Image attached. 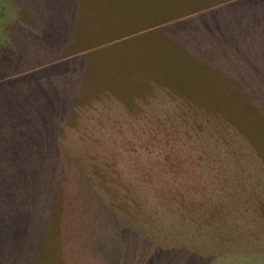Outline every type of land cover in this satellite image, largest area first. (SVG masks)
<instances>
[{"label":"rangeland","instance_id":"1","mask_svg":"<svg viewBox=\"0 0 264 264\" xmlns=\"http://www.w3.org/2000/svg\"><path fill=\"white\" fill-rule=\"evenodd\" d=\"M256 1L0 0V85L12 82L0 87V228L19 219L42 225L63 219L72 227L94 222L107 231L111 222L124 218L159 240L193 242L199 232L184 230L193 225L220 237L221 232L238 233L263 251L254 257L214 252L221 262L227 258L221 264H240V259L261 264V192L254 205L221 206L219 192L203 188L193 189L190 198L175 195V205L162 199L163 204L152 206L123 191L107 193L104 203L92 191L13 187L19 176L48 178L54 163L75 158L81 145L92 148L89 155L95 157L111 141L108 133L120 132L113 143L127 150L147 140L142 131L159 140L158 131L170 129L172 122L164 115H174L179 124L183 109L220 114L230 98L232 103L239 95L264 93V0ZM75 26L90 32L91 43L62 46L55 38L69 39ZM150 84H162L164 94ZM231 113L232 122L252 136L243 118ZM245 114L249 126L259 131L257 120ZM211 121L219 122L214 116ZM173 131L168 134L175 140L178 130ZM259 145L264 154V144ZM239 196L247 193L240 191ZM41 239L47 240L26 238V255L19 252L21 247L0 249V259L27 264ZM156 264L168 263L158 259Z\"/></svg>","mask_w":264,"mask_h":264},{"label":"trees","instance_id":"2","mask_svg":"<svg viewBox=\"0 0 264 264\" xmlns=\"http://www.w3.org/2000/svg\"><path fill=\"white\" fill-rule=\"evenodd\" d=\"M259 1L261 0L256 2ZM22 24L27 26L23 22ZM182 56L185 57L184 54ZM11 84L12 82H4L0 87ZM150 86L151 89L157 88L161 96L164 94L162 84ZM78 97L74 100L75 103H78ZM185 97L182 96L184 100L187 98ZM229 100L230 106H222L220 114L205 115L202 110L193 114V110L183 109L178 117L179 124L174 122V115H164L163 119L171 118L172 122L167 124L170 129L162 128L158 131L159 140L157 137L153 138L149 131H139L143 138L147 136V140L143 139L141 146L129 145L131 147L127 150H122L126 148L113 143L112 138L120 136V132L108 133L111 141L100 146L93 153L95 157L89 155L92 148L90 151L89 147L81 145L79 151L73 153L75 158L69 156L66 161L62 159L58 164L54 163L51 168L53 173L48 178L19 176L11 180V186L14 180L17 185L13 187H17V190L44 188L59 192L65 189L92 191L102 196L104 203L109 201L107 193L123 191L136 194L140 201L152 206L163 204V200L166 205H175L174 196L181 192L190 198L189 194L193 189L213 188V192H219L221 206L257 204L256 193L264 194V154L259 145L264 144V93L239 95L232 103L231 98ZM231 112L243 118L245 125L251 129L252 136L232 122ZM245 113L257 120L259 131L249 126ZM211 116L216 117L219 122H212ZM41 120L44 121L42 117ZM64 130L72 133L66 126ZM169 130H178L175 140L169 138ZM213 157H217L219 162L214 163ZM240 191H245L247 196L240 199ZM258 203L264 205V198ZM19 220L21 221L8 220L0 228L2 251L6 247L16 250L21 247L19 252H25L26 255L27 237L38 235L39 238H47L41 239L34 254H29L32 260L27 264H156L158 259L168 264H185L184 261L186 264H221L227 258L221 262L220 258L213 256L214 252L217 255L221 251L228 252L234 256L251 254L252 257L255 256L254 253L263 252L256 241L242 239L238 233L229 235L221 232L220 237L216 231L210 232L205 227L200 229L193 225L184 230H197L199 242L195 239L193 242L159 240L152 237L150 232L126 224L124 218L111 222L107 231L94 222H83L74 228L63 219L43 225ZM187 221L183 219L180 222ZM174 231L178 232L177 229ZM106 238L107 241H104ZM199 245L205 251L197 248ZM18 256L23 255L18 253ZM0 261L7 264L2 259ZM237 261L240 264L256 263V260ZM261 264H264V257L261 258Z\"/></svg>","mask_w":264,"mask_h":264},{"label":"crops","instance_id":"3","mask_svg":"<svg viewBox=\"0 0 264 264\" xmlns=\"http://www.w3.org/2000/svg\"><path fill=\"white\" fill-rule=\"evenodd\" d=\"M89 31H82L81 26H75L74 31L71 30L69 33V39L65 40L64 37H57L58 41L62 42V46H85V44L91 43L92 36L89 35ZM40 41L39 43L42 45L44 44L42 37L38 38ZM17 194V193H15Z\"/></svg>","mask_w":264,"mask_h":264}]
</instances>
